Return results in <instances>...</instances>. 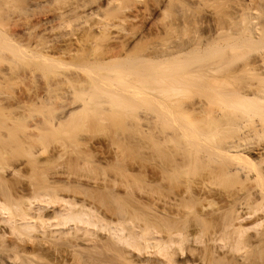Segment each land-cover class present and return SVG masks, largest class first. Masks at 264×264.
Wrapping results in <instances>:
<instances>
[{"label":"bare ground","instance_id":"obj_1","mask_svg":"<svg viewBox=\"0 0 264 264\" xmlns=\"http://www.w3.org/2000/svg\"><path fill=\"white\" fill-rule=\"evenodd\" d=\"M118 1L109 0L107 9L112 7L113 11H118L115 8L120 5L115 4ZM236 2L235 9L244 27L240 29L238 22L237 26L227 23L217 28L219 43L215 47L214 60L210 63L212 67L210 70L203 69L209 65L207 61L202 67L203 72L197 73L204 76L203 80L209 71L214 74L212 97L222 105L225 103L226 107L215 110L210 107V99L209 102L203 99L195 107L201 114L199 128L190 131L176 124L172 133L162 134L158 138L161 140L152 147H145L146 142L139 145L163 157L158 162V158H155L157 155L154 157L158 165L157 168H151L157 171L154 173L151 170L154 178L148 177L149 181L152 180L150 182L146 180L156 184L153 189H146L144 184L135 181V177L142 181L147 176L141 175L144 173L131 175L129 171L134 164H128L126 159L129 157L125 158L127 163L124 162L130 165L126 170L123 155L130 145L123 142L119 144L117 139L115 143L119 145H115L113 154L112 149H109L112 156L108 154L109 150L106 153L112 157L109 160L112 161L110 172H97L98 175L94 177L90 174L101 170V163L107 164L106 160H98L105 154L102 157L101 153L95 154L100 158L92 155V160L88 159L92 153H85L90 152L91 144L88 146L86 143L88 148L82 145L84 149L77 151L80 147L72 140L76 133L73 134L75 129L71 126V118L74 119V115L84 110V103L77 107H70L69 103V107L65 108L67 110L60 111V114L47 111L42 115V120L37 122V119L31 118L36 122L33 124L29 121L28 124L26 120L29 116L26 118L27 115L19 111L20 115H17V112L7 107L9 104H5V107L0 99V225H3L0 226V264H264V51L259 49L264 43V27H258L253 21L254 15L263 10L264 1ZM166 5L159 6L160 12L169 11ZM152 9L146 10L150 16L158 11L155 10L157 8ZM239 34L244 37L240 38ZM28 39H24V42L28 43ZM19 42L11 35L0 32V51L2 47L19 55L36 44ZM37 47L34 56L42 66L54 65L53 62L57 60L54 56L57 54L52 53L53 48L50 47V53L46 45L41 48H46L45 51L39 48L37 51ZM61 52L59 50L56 53L60 55ZM240 53H243L242 56L254 53V57L250 61L247 58L249 62L244 57L246 60L242 62ZM63 54L69 57L74 53L68 49ZM182 56L170 57L167 54L159 63L170 61L169 64L174 65L176 61H181ZM238 58L247 64L244 68L237 63H240ZM8 59L11 58L8 56ZM140 62L126 63L116 71L90 68L87 70V92L93 99V108L113 111L138 108L136 99L145 98L155 113L154 121L144 117L147 122L145 132L153 137L156 132L154 129L159 125L154 127L153 122L158 119L172 120L170 107L175 102L169 96L163 98V94L179 90L177 84H181L182 80H163L159 78L160 71L151 67L142 68ZM236 63L239 68H235ZM35 64L37 67L39 63ZM204 81L206 84L207 80ZM206 92L208 90L205 87L200 90L202 98L206 97ZM192 106H188L187 111ZM240 114L246 117V121L257 117L256 114L263 117L259 119L258 116L261 122L253 123L255 126L251 127V132H246L244 128L247 129L250 122H247L248 127H245L246 123L242 124L243 131L237 128V124L244 121L243 117L242 122L239 120ZM225 128L240 129L243 135L238 134L235 139L233 137L226 141L224 134L219 133ZM220 134L225 141L220 142ZM216 137L219 140L216 141ZM260 138L261 144L257 142ZM125 139L130 140L128 136ZM150 153L145 152L149 154L146 155L148 158L152 156L146 158L148 161L154 159ZM77 154H84L86 159ZM87 168L91 171L89 175L86 174L89 177L78 175L79 170ZM205 171L204 175L202 172ZM227 181L232 184L235 181L242 187L253 184L248 186L246 192L236 190L228 194L225 190L230 187L227 189L226 185L224 189L221 186L224 189L221 191L226 192L221 195L218 193L220 190L214 187L219 182L221 185ZM178 182L181 185L176 188L175 183ZM160 185L162 188H157ZM171 186L175 189L181 186L182 190L175 191Z\"/></svg>","mask_w":264,"mask_h":264},{"label":"rangeland","instance_id":"obj_2","mask_svg":"<svg viewBox=\"0 0 264 264\" xmlns=\"http://www.w3.org/2000/svg\"><path fill=\"white\" fill-rule=\"evenodd\" d=\"M108 1L0 0V32H2L4 35H11V37L14 40L16 39V41L20 40L19 43L21 44L23 43L30 45L36 43L37 45H39L37 47L36 44H33L34 47L27 49L22 54L19 53V55L12 54L10 51H6L7 49H3L1 47L0 94L2 95L0 96L3 97H1L0 99L4 102L3 105L5 107L7 104H9L7 107L12 109L13 112L19 111L21 114L24 113L23 115H27L26 118L29 116L27 120L25 119L27 121L25 122L28 124L29 121L33 124L36 122L35 120H32L33 118L37 119V122H39L40 119L42 120V115H44V113L47 111L60 114V111L64 112V110H67L65 108L69 107V103L70 107H73V105L77 107L80 104L82 105L84 103L85 107L81 112L83 115L81 116V113L77 115L78 117L74 115V119L71 118L73 124H71L70 121L73 130L75 129L74 131L72 130L73 134L76 133L74 135L75 139L73 137L72 140L76 141H74V143L78 146V148L80 147L79 149H77V151L81 150L83 146L85 148L87 147L86 145L89 146L91 144L89 147L91 148L90 152L85 153H92L91 155H89L88 159L92 160L90 158V156L92 155L96 158H100L104 154L105 156L103 157L109 159L107 160L103 157L98 159L100 160V162H102L101 159H103L104 161L106 160L105 164L107 165H104L103 163L100 164L101 170L94 172H91L90 168H87L83 171L79 170L80 172H82V174H80V172L77 170L78 175L85 174L86 177H89L86 174L89 175L90 172L93 177L95 175H98L97 172H99V174H108V172H110V169L112 168V161L109 160H112L111 156L113 154V149L114 147H116L115 145H117L118 143L122 144L123 142V144L126 143L127 145H130L129 148H127L124 152L123 164L125 162V158L129 157L130 160L126 159V161L128 160L130 162L129 163L127 161L128 164H134L135 166H132L134 169L131 168L132 172H129L131 173V175L135 176L144 173L141 175L147 176L145 177V180L141 181L138 179V177H135V181L138 184H144V187L146 189L149 188L150 190L156 186V184L154 185L149 183L150 181H152H149V178H154V175L152 178L153 173L151 172L153 171V169L151 167L155 166L154 168H157L156 165H158V163H156L155 158H158V162L159 160L163 159V157L157 155L155 152H153L152 154L150 148L144 149L142 148V146L140 148L139 145L145 144V147H152L155 142L161 140V138H158L161 137L162 134L165 135L172 133L173 127L176 124L181 125L190 131L196 129L197 127L199 128L201 114L198 110L195 109V107H198L199 103L203 99L207 100V102H209L210 99V107L213 109L215 108V110L226 107L225 103H223L224 105H222L221 103H219V101H214L215 97H212L214 95V92L212 91L215 88V83H212L214 74L210 71V73L208 72L206 74L204 80H207V83L205 84L206 81L203 80L204 76L201 77L202 74L198 75L197 73L203 72L202 67H205V64L208 63L207 61H209L208 66H210L212 64V61L214 60V53L216 51L215 47L219 43L218 37L216 35L217 28L224 24L226 25L227 23H232L234 24V26H237L236 23H240L242 19L238 16V13L236 11L237 9H235L237 7V0H166L167 2L165 0H120V2L118 1L115 3H120V5L115 7L118 10L116 11L115 9L116 12L113 11L112 7L110 6L109 7L111 9H109L111 11L107 9L108 5L106 6V4ZM161 3H164V6L165 4H167L166 6L169 11L165 13L160 12V7H164L163 5L160 6ZM148 5L151 7H149ZM152 7L154 8L152 9ZM126 8L128 10H126ZM149 8L152 10L157 8L155 10L158 11H156L154 15L152 14L153 16H150L146 11L150 10ZM141 11H143V13ZM253 21L258 25V27H264V2L263 10L254 15ZM239 23L238 27L240 28L242 25L240 23L239 26ZM242 27H244V24ZM30 37L32 38V41H30ZM239 37L243 38L244 35L241 34ZM26 38L30 39H28V43L24 42L25 40H27ZM262 39L264 41V37H262ZM40 41L41 45L38 44V42ZM45 45L47 46L46 48H50L52 47V45H54L52 47L54 50L52 53L54 55L57 54L59 57L57 55V57L54 56L55 58H57V60L53 62L54 65L44 64L46 67H43V64L35 58L34 53H36V47L37 51H39L38 48L42 50V46ZM54 47L56 48V51ZM62 47L63 49L67 48V50L69 49L72 53H74L69 56L71 57V59L67 55L65 56V54H63L67 50H63ZM46 48H43L44 50L42 51L47 50ZM52 48L48 49L50 50V53L52 51ZM259 49L264 51V43L261 44ZM59 50L60 52L62 50V54L60 53V55L59 53H56L59 52ZM167 54L170 57L182 55L184 56L181 57V61H176L174 65L172 63L169 64L170 61L159 63V61H161ZM242 54L243 53H240L241 56L237 54L238 57L240 56L239 58H241L242 62L247 58L250 61L254 57V53H249V55L247 56H242ZM245 54H247V52ZM255 54V56H257V53ZM90 55L92 58L90 57ZM250 55H252L251 58H249ZM8 56L11 59H8ZM85 57L87 58L85 59ZM139 57H142L140 58L142 60H140ZM152 59H154V61H152ZM248 59L246 60V62L248 61ZM255 59H257V57H255ZM134 60L136 62L141 61L142 65L140 66L142 68L151 67L153 70L160 71L159 78L163 80L167 79L168 82L170 81V79L182 80L181 84H177V88L179 90L173 92L168 91L166 94H163V98L169 96V98L175 102L174 106L170 107L173 109H170L172 120L169 121L166 119H158L157 121L153 122L152 126L154 127L159 123V125H157L158 127L156 126L154 129V131L156 130V132L154 133L153 137H151L149 134H146L145 132V125L147 123L146 119L150 118L153 119V121L155 119V113L152 112L153 107L147 102L145 98L136 99L139 105L138 108L135 107L136 109L129 107L128 109L122 108L121 111H119L120 108L118 110L114 108V110L116 109L115 111H113L112 109L108 110L104 108H102V110L92 107L91 104H93V99L88 95L89 93L87 92V85L89 84L87 75L89 72H87V70L91 68L101 71H116L118 67L119 69H121L120 66L123 67V65L126 63L132 64L133 62H135ZM241 60H239L240 63H237L241 65V68H244L247 64H244L245 62L242 63ZM37 62L39 64H37L36 67L35 63ZM143 62L147 63L144 64ZM237 63L235 65V68H239V66H237ZM241 63L244 65L242 66ZM95 66L99 67L95 68ZM208 66L203 69L210 70L212 65L210 67ZM167 67L171 69L168 70ZM195 69L198 71H196ZM164 72L166 74H164ZM181 72L182 74H180ZM208 74L210 75L208 76ZM196 78L197 81L195 83ZM197 82H199V84ZM203 87L208 90V93L206 92V97L202 98L200 90ZM64 103L66 104L64 105ZM193 103H195L196 105L194 104V106ZM186 104L189 107L193 105V108H191L190 111H187L189 107L186 106ZM178 105H180L181 107L178 108ZM22 107L24 108L22 109ZM48 107L50 109H48ZM19 112H17L16 114L20 115ZM257 115L259 116V119L263 117H261L259 114H256V116ZM144 117L147 118L144 119ZM257 117H251L253 118V121L251 118L250 120L248 119L249 121H246V117H244L243 115L241 116L240 114L239 118L241 119L239 120H242L243 122L241 121L242 123H240V121L238 120V123H240V125L237 124V128L240 127L243 131L242 124L244 125L246 123L245 127H248V125H250V128H244V130H246V132H251V127L255 126L253 125V123L257 124L261 122V120H259ZM76 121H78L79 123ZM247 122L250 123L247 125ZM141 124L143 125L141 126ZM237 128H225L220 130L219 133L224 134V137L221 134L218 136L219 138H221L220 142L225 141V139L227 141V139L229 140L233 137V139H235L237 137L236 135L238 134L239 136H242L243 134H240L242 133V131ZM127 136L128 138H130V140L128 141L127 139H125L127 138ZM225 136H227L228 138H226ZM218 137H216V141L219 140ZM222 137L225 139H223ZM135 138L136 140H138V142L134 140ZM116 139L118 143H115ZM121 139L123 141H121ZM132 139L135 142L133 141V143H131ZM254 140H252V142L256 143V140ZM261 140L262 138L258 139L257 142L260 143ZM263 142L264 139L262 140V144H264ZM92 144L94 147L92 146ZM107 145H109V147H107ZM136 146L139 148H137ZM92 148L94 150L98 148L102 151L97 149L98 151L95 150L97 153H94V150ZM109 149H112V154H110L111 152ZM138 149L140 150V153ZM107 150H109L108 154H110L111 156L106 155V153L108 152ZM145 152H151L150 155L152 154L153 158L156 155L158 157L156 156L153 160L150 159L149 161L151 163H149L148 159L152 158V156H149L148 158V156L146 155L149 154H145ZM100 153L102 154L100 155V157H97L98 155H95ZM172 153L175 154L176 152L172 151ZM77 155L78 157H83L84 159H86L84 154ZM144 155L146 157H143ZM79 161L82 162V160ZM152 163H154L155 165ZM128 164H124L125 166H127L126 170L127 168H130V165ZM262 166L264 169V164ZM134 170L136 173L134 172ZM155 170L157 171V169ZM202 173L205 175L206 171L205 173ZM146 180H148L149 182ZM229 181H227V183L222 182L221 185H219V182L217 186L213 187L217 191L220 190V192L218 193H220L221 195L225 191L227 192V194L230 192H236V190L237 192H246V189L251 187L249 186L251 183L248 184V182L245 183L246 185L248 184L247 187H242V185H237L238 183L235 181H232L233 184ZM228 183H230L229 186ZM175 184L176 188L178 187V185H181V183L179 184V182ZM162 185L164 184L162 183ZM162 185L157 188H162ZM226 185L227 189L230 187L229 189L232 191H229L228 189L222 192L221 190L223 188H221V186L225 187L224 189H226ZM172 189H174L175 191L179 190L175 188ZM161 190L167 191L165 189ZM181 190L182 189H180L179 191ZM226 192L223 195H225Z\"/></svg>","mask_w":264,"mask_h":264}]
</instances>
